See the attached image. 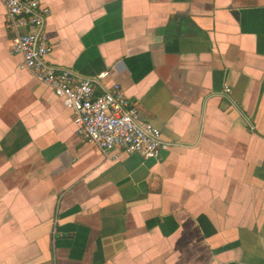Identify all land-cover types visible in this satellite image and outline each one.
Listing matches in <instances>:
<instances>
[{
  "label": "crops",
  "instance_id": "0c3cea01",
  "mask_svg": "<svg viewBox=\"0 0 264 264\" xmlns=\"http://www.w3.org/2000/svg\"><path fill=\"white\" fill-rule=\"evenodd\" d=\"M39 1L48 60L109 71L172 145L82 139L0 1V264H264V0Z\"/></svg>",
  "mask_w": 264,
  "mask_h": 264
},
{
  "label": "built area",
  "instance_id": "2783aa9c",
  "mask_svg": "<svg viewBox=\"0 0 264 264\" xmlns=\"http://www.w3.org/2000/svg\"><path fill=\"white\" fill-rule=\"evenodd\" d=\"M13 31L12 53L21 56V68L49 86L73 112L77 134L104 152L120 149L157 158L171 142L161 130L142 120L122 86L106 84L109 71L83 76L74 69L48 60L53 50L46 31L51 8L39 0H0ZM230 86L225 92L230 93Z\"/></svg>",
  "mask_w": 264,
  "mask_h": 264
}]
</instances>
